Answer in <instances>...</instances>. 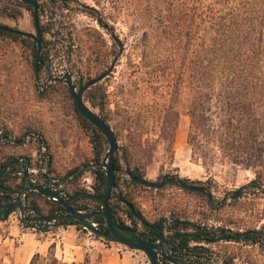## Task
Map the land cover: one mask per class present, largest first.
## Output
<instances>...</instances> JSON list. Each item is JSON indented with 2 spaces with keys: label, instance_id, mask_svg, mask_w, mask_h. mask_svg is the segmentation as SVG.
Wrapping results in <instances>:
<instances>
[{
  "label": "trees",
  "instance_id": "1",
  "mask_svg": "<svg viewBox=\"0 0 264 264\" xmlns=\"http://www.w3.org/2000/svg\"><path fill=\"white\" fill-rule=\"evenodd\" d=\"M37 3L41 21L43 6L38 0ZM23 9L29 10L32 15L31 5L16 0H0L2 18L17 20ZM141 9L149 15L147 28L140 39L143 49L136 64V71L147 78L148 98L142 101L143 109L130 106L122 111L115 125H111V117L105 112V90L100 82L84 91L83 100L108 122L117 140L119 137L124 140L114 154L115 187L108 199L118 223L138 230L149 238L166 230L172 233V249L180 248L193 258L200 256V245H191V242L231 240L234 233L221 227H197L193 232H184L182 230L191 224L176 218L167 224L165 219L148 222L128 198L125 188L130 185L156 188L133 181L126 175L125 168L128 167L134 177L144 176V169L154 158L157 148L155 141L146 135L147 127L153 123L151 120L154 117L157 120L158 140L164 144L165 151L173 152L180 117L177 108L179 93L183 88H188L193 94L187 109L190 117L187 143L192 151L199 149L204 159L212 161L222 157L233 164L254 168L256 174H260L264 168V0H143ZM41 22V32L45 33L48 25ZM0 25L25 32L2 21ZM12 30L0 29V127L15 140L26 133L40 137L45 149L44 160L53 178L62 179L82 166L100 162L108 150V141L95 125L79 113L69 93L74 119L88 137L91 155L77 163L72 161V165L63 173H57L51 151L57 136L49 134L42 118H38L35 111H30L31 105L35 106L38 100L28 102L23 94L25 85L36 84L34 63L37 46L29 37ZM42 42L46 44L44 46L48 45L45 37ZM100 42L103 46L104 41ZM115 55L116 52L108 60L105 50L96 54L93 61L101 69L94 79L101 76L107 70L106 67L109 68ZM47 57L48 50H44L41 59L45 61ZM41 67L38 64L39 70ZM36 92L39 98L50 99L49 91L37 89ZM13 107L15 111H11ZM9 122L13 124L12 127ZM12 128L17 131L16 135ZM30 140L36 143L38 151L39 141ZM18 145L22 144L0 141V166L10 155V150ZM21 155L27 157L31 166L37 164L29 153ZM89 171L94 177L89 192L102 195L106 184L104 170L97 166ZM121 173L126 175L122 183ZM82 174L72 175L64 184L63 190L67 195L85 190L78 183ZM183 181L188 183V179ZM189 183L196 185L194 181ZM251 185L256 186V183ZM21 186L22 181L19 184ZM28 197L40 211L38 202L43 196L30 191ZM70 205L90 212L99 209L100 202L82 197L73 200ZM120 210L125 219L118 214ZM94 220L99 229L107 231L102 217L95 216ZM73 221L72 218L57 220L63 226ZM136 223H140L141 228ZM258 238L259 233L253 231L234 239L257 242ZM38 256L35 253L29 264H36ZM188 264H195V261L192 259Z\"/></svg>",
  "mask_w": 264,
  "mask_h": 264
},
{
  "label": "rangeland",
  "instance_id": "2",
  "mask_svg": "<svg viewBox=\"0 0 264 264\" xmlns=\"http://www.w3.org/2000/svg\"><path fill=\"white\" fill-rule=\"evenodd\" d=\"M38 1L43 6L40 19L43 24L48 25L45 33V39L48 41V60L42 66L36 84L25 85L23 94L28 102L38 100L35 106L31 105L30 111H35L37 117L42 118L49 134L57 136V140L54 138L57 142L51 149L54 155L53 166L57 173H63L72 165V161L77 163L90 157L91 149L88 137L79 129L74 119L66 84L49 79L52 76L53 79L59 78L70 71L72 81L78 89L80 78L83 83L91 81L101 69V66L93 61L96 54L105 50L109 60L113 53L118 52V45L111 38L109 31L98 25L95 11L79 6L76 0ZM79 1L96 8L104 21L114 27L115 34L123 44V50L111 73L98 81L106 94L105 112L111 117L110 124L115 125L124 109L130 106L143 109L142 101L148 98L147 78L143 73L136 71V64L143 49L140 39L147 28L149 15L141 9L143 0ZM0 21L22 31L33 32L29 10L23 9L21 17L17 20L0 17ZM100 40L104 41L103 46ZM37 89L42 92L49 91L50 99L39 98L36 95ZM192 98V91L188 88H183L179 93L177 108L180 117L173 152L165 151L164 144L158 140L157 120L155 117L151 120L153 123L148 125L146 135L155 141L157 148L154 158L144 169V177L160 180L164 174H170L176 178L188 179V183L194 181L196 185L203 186L212 194V198H208L206 194L199 195L194 191L183 190L175 183H166L161 189L130 185L125 188L128 198H131L144 219L150 223L165 219L167 224L176 218L191 224H187L182 230L184 232H193L197 227H221L243 235L245 232L259 233L257 242L245 239H220L213 243L191 242V245H200V256L193 257L195 264H264V168L260 174H256L254 168L233 164L222 157L210 161L202 157L199 149L192 151L187 143L190 125L187 109ZM49 100L53 102H47ZM11 111H15V108ZM9 125L13 126L10 122ZM16 133L14 130V135ZM123 143V138L119 137L118 147ZM15 151L19 154L29 153L33 162L39 155L36 143L30 139H26L24 145L16 147ZM42 151L46 157L45 149ZM125 177V174L121 175L120 183ZM93 178L90 171H84L78 180L79 186L91 191ZM253 183H256V186L251 185ZM235 191H238L237 196H233ZM118 214L125 219L122 210ZM126 221L133 224L130 220ZM136 224L141 228L140 223ZM23 228L19 225L20 230ZM56 229V226L48 229V241L65 240L69 231L77 234L78 239L86 236L102 241L91 234L88 236V232L81 227L67 228L70 229L67 232ZM163 232L166 235L172 234L166 230ZM57 233L60 234L59 237ZM100 247L104 249L103 246ZM125 251L127 253L124 257L134 264H149L142 251ZM38 255L36 264H92V261L99 260L98 255L94 254L92 257L87 252L78 263L63 262L54 255L53 245L48 247L46 253ZM9 259L10 253L6 245L0 242V264H8Z\"/></svg>",
  "mask_w": 264,
  "mask_h": 264
},
{
  "label": "water",
  "instance_id": "3",
  "mask_svg": "<svg viewBox=\"0 0 264 264\" xmlns=\"http://www.w3.org/2000/svg\"><path fill=\"white\" fill-rule=\"evenodd\" d=\"M16 1H21L32 6L34 32H20L18 30H12L8 27L1 25L0 29L20 32L22 35L31 38L35 43H37L38 49L36 61H38L42 47L40 27L37 16L39 8L37 0ZM76 3L83 8L95 11L96 21L98 25L109 31L111 38L118 45V52L113 57L109 68L101 76L94 80L87 81L85 84L79 86L78 89L72 81V73L70 71L65 72L59 80L63 81L66 84L75 104V107L79 111V113L88 121H90L93 125H95L106 137L109 145L108 150L106 151L100 162H93L88 165L82 166L76 171L70 173L66 177L59 180L53 179L47 172L42 171L37 167L32 169V166L28 162L26 156L8 158L0 166V179L6 176L7 172L18 174L22 177L23 186L15 193V195L7 196L9 203L3 206V211L0 213V221H4L9 213L18 210L22 216V226L24 228H31L39 230L41 232H46L52 226L60 227L63 225L57 222V220L61 218H72L74 221L67 223V225L81 227L85 229L89 234L97 237L102 241L122 244L131 250L142 251L146 255L149 264H188L189 261L192 260L191 254L187 252L177 256L176 253L182 252V249L178 248L169 250V236L166 235L164 232L160 233L154 238H149L138 230L120 225L111 212V209L108 204V199L111 190L115 187V168L113 162L114 154L118 148L117 139L108 122H106L99 115L98 112L93 110L83 100V93L87 88L100 81L112 71L115 62L118 60L123 50V44L118 38V36L115 34L114 27L104 21V19L97 12L96 8L89 6L83 2H80L79 0H76ZM27 137H34L36 139H39L38 136L26 134L23 138H20L18 140L12 139L11 141L14 143H22L24 140L27 139ZM11 165H15V167L10 170L9 167ZM97 166H100L104 170L106 175V184L104 193L102 195L93 194L86 190L80 191L72 195H67L59 189V187L64 182H66L72 175L92 170ZM125 172L126 175L130 177V179L135 182L141 183L147 187H153L157 189L162 187L166 183H176L180 187H185L194 191L204 192L208 198H212V194L210 192H207L203 186L192 185L183 181V179L176 178L175 176H172L170 174H164L160 180H149L146 179L144 176H132V172L128 167L125 168ZM37 175L42 179V181H37L33 179V177ZM8 191L11 192L10 189ZM30 191H35L39 195L46 198L48 201L59 205L61 207L62 213L52 214L48 216L41 215L40 211L33 205V203L28 202L27 194ZM237 194L238 191H235L233 196H237ZM82 197L91 198L99 201V209L95 211L86 212L85 210H81L70 205L73 200ZM29 213H32V216H28ZM95 216L102 217L103 223L107 228V231L101 230L97 227L94 220ZM242 236L243 234L241 233H234L232 234L231 239Z\"/></svg>",
  "mask_w": 264,
  "mask_h": 264
},
{
  "label": "crops",
  "instance_id": "4",
  "mask_svg": "<svg viewBox=\"0 0 264 264\" xmlns=\"http://www.w3.org/2000/svg\"><path fill=\"white\" fill-rule=\"evenodd\" d=\"M33 168L35 166H32ZM71 227L74 226L62 225L57 227L56 230L67 232L70 230L67 228ZM23 229H19L18 233L16 231H8L7 233L0 231V237L2 239L0 242L6 245L10 253L8 264H29L31 257L35 253H46L48 247L51 245L54 247V255L56 258L61 259L63 262L78 263L88 252L92 257L94 254L99 257V260H96V262L92 261V264H134L131 260L124 257V254L127 253L126 251L117 252L115 245H113L115 243L113 242H102L86 236L78 239L77 234L70 231L66 233L65 240L60 239L57 242H53V240L48 241L50 233L47 231L41 232L31 228ZM45 234L47 235L44 236ZM59 235L57 233L58 237ZM100 246H103L104 249Z\"/></svg>",
  "mask_w": 264,
  "mask_h": 264
},
{
  "label": "flooded vegetation",
  "instance_id": "5",
  "mask_svg": "<svg viewBox=\"0 0 264 264\" xmlns=\"http://www.w3.org/2000/svg\"><path fill=\"white\" fill-rule=\"evenodd\" d=\"M39 6V5H38ZM38 11H39V8H38ZM32 15H33V10H32ZM37 16H38V14H37ZM38 21H39V27H40V20H39V16H38ZM42 23V22H41ZM32 24H33V18H32ZM46 25V24H45ZM33 32H34V27H33ZM45 33H47V31L45 32ZM45 33H42L41 32V28H40V35H41V51H40V55H39V59H38V61H36V57H37V50H36V54H35V63H34V65H35V67H36V81L38 80V78H39V72H40V70L37 68V66H38V64H40L41 66H43L44 64H45V62L48 60V57L46 58V60L45 61H43L42 59H41V55H42V52L44 51V50H48L47 49V47H48V45L47 46H44V45H46L45 43L43 44V37H45ZM31 39V38H30ZM32 40V39H31ZM33 41V40H32ZM34 42V41H33ZM34 44L37 46V49H38V45H37V43H35L34 42ZM48 44V43H47ZM42 68V67H41ZM63 76V75H62ZM61 76V77H62ZM61 77H59V78H56V79H53L54 77L52 76V77H50V81H55V80H57L58 82H63V81H61V80H59ZM87 82V81H86ZM86 82H84L83 83V79L82 78H80L79 79V86H81V85H83V84H85ZM64 83V82H63ZM78 86V87H79ZM26 134H31V133H26ZM25 134V135H26ZM32 135H35V134H32ZM35 136H37V135H35ZM24 137V135L21 137V138H23ZM27 139H35L36 140V138H34V137H27ZM38 141H39V143H38V146H39V149H38V151H37V153L39 154L38 155V158L36 159V161H37V164L35 165V167H37V168H39L40 170H42V171H45V172H47L52 178H53V175L50 173V171H49V169H48V166H47V164L45 163V160H44V156H43V149H44V147L42 146V140L40 139V137H39V139H37ZM25 141V140H24ZM24 141L21 143V144H24ZM12 142V141H11ZM14 143V142H13ZM16 144H19V143H16ZM16 147H19V145L18 146H15V147H13L12 148V150H10V155L5 159V161L8 159V158H11V157H22V155L21 154H19V153H17L16 151H15V148ZM4 161V162H5ZM35 161V162H36ZM28 162H29V160H28ZM15 167V165H11L10 167H9V169L11 170V169H13ZM33 179H35V180H37V181H42V179L37 175V176H34L33 177ZM53 179H55V180H59V179H56V178H53ZM22 181V177H21V175H18V174H13V173H11V172H7V175L6 176H4V177H2L1 179H0V213L3 211V206L4 205H6L7 203H9V200L7 199V196H9V195H15V193L19 190V189H21V187L23 186V181H22V186L21 187H19V184H20V182ZM68 181V180H67ZM66 181V182H67ZM66 182H64L60 187H59V189L63 192V193H65V191L63 190V186H64V184L66 183ZM176 184V183H175ZM11 190V192H9L8 190ZM29 194V193H28ZM28 194H27V196H28ZM38 201V200H37ZM36 201V202H37ZM28 202H30V203H33V201L32 200H30V198L28 197ZM34 205V204H33ZM35 206V205H34ZM38 206L40 207L39 209H40V214L41 215H45V216H48V215H52V214H61L62 213V211H61V207L59 206V205H57V204H54V203H52V202H50V201H48L46 198H41L40 200H39V202H38ZM36 207V206H35ZM37 208V207H36ZM28 216H32V213H29L28 214ZM169 236V240H170V247H169V250H171L172 249V247H173V245L171 244V239H172V235H168ZM176 249H178V248H176ZM182 253H187V251H183L182 250V252H178V253H176V255L177 256H179L180 254H182ZM193 260H194V258H192Z\"/></svg>",
  "mask_w": 264,
  "mask_h": 264
},
{
  "label": "built area",
  "instance_id": "6",
  "mask_svg": "<svg viewBox=\"0 0 264 264\" xmlns=\"http://www.w3.org/2000/svg\"><path fill=\"white\" fill-rule=\"evenodd\" d=\"M12 139H13L12 136L6 134L5 130L2 127H0V141H4V140L11 141ZM19 225H22V216L17 210L9 213L4 221H0V230L2 231V233H7L8 231H12V232L16 231V233H18ZM115 247L117 249V252H123V251L125 252V249L130 251H137V250H131L122 244H115Z\"/></svg>",
  "mask_w": 264,
  "mask_h": 264
}]
</instances>
